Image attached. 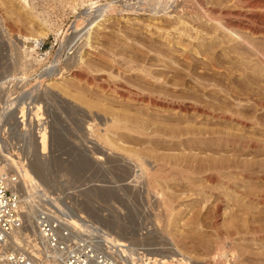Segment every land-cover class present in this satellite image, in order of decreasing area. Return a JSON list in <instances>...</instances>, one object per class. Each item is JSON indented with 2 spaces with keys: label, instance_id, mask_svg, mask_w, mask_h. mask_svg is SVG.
Returning <instances> with one entry per match:
<instances>
[{
  "label": "rangeland",
  "instance_id": "1",
  "mask_svg": "<svg viewBox=\"0 0 264 264\" xmlns=\"http://www.w3.org/2000/svg\"><path fill=\"white\" fill-rule=\"evenodd\" d=\"M86 1L34 0L35 20L19 8V0H0V79L23 71L18 38L46 40L48 57L39 64L62 72L45 80L51 131L43 137L47 154L33 153L34 175L50 192L73 195L83 220L129 243L148 264H264V129L259 124L264 105L231 97L232 84L241 83L227 72L232 68L263 80L264 65L222 53L220 33L203 27V10L192 2L154 20L148 8L122 7L138 0H98L124 11L109 13L89 41L86 33L79 40L63 37L84 24L78 14ZM219 1L202 0L205 7L226 8ZM202 54L216 59L220 74L205 65ZM76 58L80 61L73 64ZM216 89L230 95L228 100L208 93ZM141 94L157 98V106L138 102ZM195 107L201 112L194 113ZM118 116L144 122L149 134L110 130ZM237 117L246 122L244 128ZM98 134L107 135L115 148ZM126 152L141 154L143 166L167 168L168 176L150 189L143 167ZM163 200L172 207L169 213Z\"/></svg>",
  "mask_w": 264,
  "mask_h": 264
},
{
  "label": "built area",
  "instance_id": "2",
  "mask_svg": "<svg viewBox=\"0 0 264 264\" xmlns=\"http://www.w3.org/2000/svg\"><path fill=\"white\" fill-rule=\"evenodd\" d=\"M85 3L88 6L78 14L84 24L77 32L75 27L69 28L63 37L83 39L88 22L103 13L105 4L98 0ZM18 40L27 67L16 77L24 72L25 78L7 80L0 89V264H148L129 243L112 244L83 235L73 224V219L83 217L71 202V194L50 192V197H41L45 204L39 203L41 209L29 220L22 195L23 176L34 152L47 154L43 137L50 134L51 121L45 80L54 69L39 64L48 57L46 40ZM29 72L38 80L31 81ZM10 103L11 108L7 107Z\"/></svg>",
  "mask_w": 264,
  "mask_h": 264
},
{
  "label": "bare ground",
  "instance_id": "3",
  "mask_svg": "<svg viewBox=\"0 0 264 264\" xmlns=\"http://www.w3.org/2000/svg\"><path fill=\"white\" fill-rule=\"evenodd\" d=\"M18 1V0H17ZM29 0H19L18 4H19V8L25 12L26 14H28L29 16H31V18L33 19H37L38 15L35 14L34 12V7L32 6V2H28ZM225 2V7L222 9H219L218 7H215L214 4L213 5H208L207 7H205L204 3L202 2V0H138L136 1V5L134 6L133 4H129V5H124L122 6L123 8H129V9H133L136 10L135 8L139 9V10H147V8L150 10L151 14V18L154 20H157L155 18L161 17V16H168L170 9H175L177 11L180 10L181 7L186 6V4H188L189 2H192L191 4L199 10H203V17H205L203 19V17H201L203 20H206L205 22V26H203L204 28L207 27L208 29H211L212 27L216 29L217 32L220 33V38L221 39L219 41V46L221 52H227L228 54L230 53H234V54H239V55H243V56H247L249 58H252L257 60V62L261 63L262 65H264V0H220ZM219 1V2H220ZM207 2V1H206ZM209 3V2H208ZM206 4V3H205ZM218 4V3H217ZM222 4V3H221ZM207 5V4H206ZM231 5H235L238 6L237 8H245L246 11L245 12H234L231 11L230 9L233 7ZM92 8V6H91ZM120 6H116L110 3H107L103 6V13L99 14L98 17L92 19L90 22H88V26L89 28L86 30V39L87 41H89L92 38V34L94 32V30L96 31L98 28H100L101 24H99L102 21H106V17L109 15V13L111 14L112 12L115 11H119V12H123V9H119ZM192 8V7H191ZM128 11V10H127ZM134 12V11H132ZM176 12V11H175ZM180 12V11H179ZM178 13V12H177ZM183 13V12H182ZM227 16L229 15V17L234 16L235 18H225V17H221V16ZM231 15V16H230ZM182 16V15H181ZM180 16V17H181ZM220 16V18H219ZM79 17H82V15H79ZM78 17V18H79ZM179 17V16H178ZM39 19V18H38ZM83 22H85L84 18ZM104 21V22H105ZM180 24H182V21H179ZM201 23V22H200ZM206 28V29H207ZM212 28V29H213ZM207 29V30H208ZM49 30V29H48ZM213 31V30H212ZM208 32V31H207ZM215 33V32H214ZM85 35V34H84ZM83 35V36H84ZM211 35V34H210ZM213 36V35H212ZM208 37V36H207ZM219 37V36H218ZM210 38V37H209ZM20 39V38H19ZM217 39V38H216ZM20 40H28L26 38L24 39H20ZM33 40V39H32ZM35 40H41V39H35ZM215 40V39H214ZM199 42V41H198ZM177 46L186 49L187 48L184 46V44L178 42ZM197 46V45H196ZM208 48V47H207ZM19 49V57L21 59L22 62V69L26 70L27 64L24 61V55L21 52V49ZM218 49V48H217ZM185 51V50H184ZM189 51V50H188ZM193 53H199L198 49H193L192 50ZM216 51V50H215ZM220 52V51H219ZM203 53V52H202ZM211 54V53H210ZM189 56V55H188ZM202 56L204 57L205 60L204 63L205 65L210 66L211 71L214 70L219 73L220 69L218 67H216L217 65L215 64L216 59L214 57L202 54ZM234 56V55H233ZM236 56V55H235ZM225 57V56H224ZM232 57V56H231ZM242 57V56H241ZM59 58V57H58ZM183 58H185L186 60H188L187 56H183ZM192 59V58H191ZM254 60V61H255ZM75 62H73V64H78L80 60H78V58L74 59ZM228 61V60H227ZM251 61V60H250ZM56 61H54L55 63ZM59 63V62H57ZM55 64L54 67H57L58 64ZM199 64V63H198ZM185 65V64H184ZM187 65V64H186ZM183 66V65H182ZM189 66V65H188ZM208 66H206L208 68ZM263 67V66H262ZM209 68V69H210ZM223 68V67H222ZM234 68V67H233ZM240 68V67H239ZM238 68V69H239ZM208 69V70H209ZM227 70V69H226ZM61 70H58V73H53L50 78L52 76H54L55 74H59L62 75L61 73H59ZM63 71V70H62ZM210 71V70H209ZM225 71V70H224ZM192 72V71H191ZM208 72V71H207ZM216 72V73H217ZM226 72V71H225ZM229 75H233L238 77L239 80V84L240 86L242 85V88H240V86H236V84L232 87H230V92L229 94H231V97L233 98H242L246 99L247 101H251L255 104L261 105V107H263L264 105V79H260L257 78L255 79L254 77L251 76H244L240 71L238 70H233L231 68L230 70H227ZM22 76H19V78L16 77V74L11 75V77H9V75H6L4 80L2 81V79H0V89L3 88V86L5 85L7 80H15V79H21L23 80V78H25L24 76V72L22 73ZM194 74V73H193ZM225 74V73H224ZM144 75V74H143ZM197 75V74H196ZM223 76V74H221ZM175 76V75H174ZM199 76V75H198ZM214 76V75H212ZM14 77V78H12ZM144 77V76H143ZM173 77V76H172ZM209 77V76H208ZM228 77V76H227ZM226 77V78H227ZM230 77V76H229ZM261 77V76H260ZM49 78V79H50ZM60 78V77H59ZM53 79V78H52ZM141 79V78H140ZM144 79V78H143ZM146 79V78H145ZM51 80V79H50ZM148 80V79H147ZM224 80V79H223ZM228 82V78L226 79ZM234 80V79H233ZM230 82V79H229ZM237 82V81H236ZM51 83V82H50ZM201 83V82H200ZM232 83V82H231ZM230 83V84H231ZM205 84V83H204ZM227 84V83H226ZM49 85V84H48ZM210 87V86H209ZM227 87V86H225ZM205 89H208L207 87H204ZM228 88V87H227ZM240 88V89H239ZM200 89V88H197ZM196 89V90H197ZM202 89V88H201ZM211 89V88H210ZM209 89V90H210ZM125 90V89H124ZM195 90V91H196ZM204 90V89H202ZM215 90V89H213ZM217 90V89H216ZM201 91V90H200ZM218 91V90H217ZM229 91V90H228ZM152 92V91H151ZM203 92V91H202ZM208 92V91H207ZM1 93V92H0ZM125 93V92H124ZM145 93V92H144ZM208 93H213L215 94L214 96H216V98H221L222 101L225 99L228 100V96L230 95H224L221 92H214V91H209ZM225 93V92H224ZM227 93V92H226ZM155 94V93H154ZM7 95V94H5ZM127 95V94H125ZM140 95V94H138ZM150 95V94H149ZM198 95V94H197ZM211 95V94H209ZM124 96V95H123ZM137 96V95H136ZM6 97V96H5ZM138 97V96H137ZM140 97V96H139ZM189 97V96H188ZM230 97V98H231ZM130 98V97H129ZM134 98V97H133ZM136 98V97H135ZM155 98V97H154ZM186 98V97H185ZM229 98V99H230ZM166 99V98H165ZM178 99V97L176 98ZM137 100V99H136ZM143 101V103L147 100L149 102L150 106H157L158 102L157 98L156 100L153 98H150L146 95H142L141 97L138 98V102ZM167 100V99H166ZM200 100V99H199ZM2 101H0L1 104ZM147 102V104H148ZM224 102V101H223ZM163 103V102H162ZM197 103V102H196ZM139 104V103H138ZM219 104V103H218ZM160 105V104H159ZM176 105V104H174ZM189 105V104H188ZM254 105V104H253ZM190 106V105H189ZM193 106V105H192ZM201 106V105H200ZM7 107L11 108V103L7 104ZM162 108V107H161ZM188 108V107H187ZM220 108V107H219ZM185 110V109H184ZM187 110V109H186ZM215 110V109H214ZM221 110V109H220ZM176 111V110H175ZM194 113H199L201 112L199 109H197L195 107L194 109ZM213 111V110H212ZM111 112L113 113V111L111 110ZM237 112V111H236ZM109 113V112H108ZM220 113V112H219ZM224 113V112H223ZM118 114V113H117ZM202 114V113H200ZM218 114V113H217ZM232 114V113H231ZM236 114V113H235ZM239 114V113H238ZM109 115V114H108ZM122 115V114H121ZM237 115V114H236ZM235 115V116H236ZM246 115V114H245ZM93 116V115H92ZM113 116V115H112ZM111 116V117H112ZM120 116V115H119ZM113 117L110 121V125L108 126V128L111 130H118L119 133L120 131H127L128 133H135L137 135H141V136H145L148 135L149 132L147 133V128H149V126L146 128L145 126H147L144 122H138L139 124H137L135 121V123L131 120H126V119H121L120 117ZM233 116V115H232ZM239 116V115H238ZM243 116V115H242ZM215 117V116H214ZM218 117V116H217ZM222 117L221 119L223 120V115L220 116ZM234 117V116H233ZM232 117V118H233ZM261 117V116H260ZM109 118V117H108ZM132 118V117H131ZM229 119L230 117L227 116L225 117V119ZM246 118V117H245ZM130 119V118H129ZM242 119V118H241ZM256 119V118H255ZM233 120V119H232ZM236 120V124H238L240 127H243L244 125L246 126V122L243 120H240L237 118H235ZM252 120V119H251ZM259 120V119H257ZM264 120V119H263ZM97 121V120H96ZM140 121V120H139ZM231 121V120H230ZM250 122V121H249ZM259 122V121H258ZM256 121V124L258 123ZM142 123V124H141ZM107 124V123H106ZM261 127L264 129V122L262 121ZM149 125V124H148ZM255 127V126H254ZM244 128V127H243ZM238 130V129H237ZM109 131V130H108ZM224 131V130H223ZM100 132V131H99ZM107 132V131H106ZM155 132V131H154ZM244 132V131H243ZM98 133V132H97ZM112 133V132H111ZM153 132H150V135ZM213 133V132H211ZM237 133V132H236ZM235 133V134H236ZM246 133V132H245ZM155 134H157L155 132ZM154 134V135H155ZM159 134V133H158ZM166 134V133H165ZM224 134V133H223ZM231 134V133H230ZM234 134V135H235ZM240 134V133H239ZM99 135V134H98ZM153 135V134H152ZM153 135V136H154ZM163 135V134H162ZM161 135V136H162ZM228 135V134H227ZM237 135V134H236ZM241 135V134H240ZM93 136V135H92ZM107 135H99L98 137L100 139L98 140H102L105 141L106 144L110 145V149H114L115 145L113 144V142L110 140H108V138L106 137ZM168 136V135H167ZM221 136V135H220ZM229 137V136H228ZM131 138V137H130ZM149 138V137H148ZM152 138V137H151ZM224 138V137H223ZM119 139V138H118ZM145 139V138H144ZM210 139V138H209ZM226 139V138H225ZM232 139V138H231ZM88 140V139H87ZM101 141V142H102ZM152 141V140H151ZM238 141V140H237ZM245 141V140H244ZM219 142V141H218ZM233 142V141H232ZM104 143V144H105ZM235 143V142H234ZM245 143V142H244ZM117 144V143H116ZM156 144V143H155ZM225 144V143H224ZM258 145V144H257ZM107 146V145H106ZM240 146V144H239ZM246 146V145H244ZM119 147V146H118ZM252 147V146H251ZM120 148V147H119ZM122 150V149H121ZM93 151V150H92ZM139 152V151H137ZM127 155L130 158H133L135 161H139L141 167H143L142 170V176L144 177V180L146 179L149 183V187L152 190H155V187L158 188L155 185V180H158L159 178H166L165 176L169 174V172L164 168V167H150L153 166L152 164L148 163V166H143L142 165V155L140 156L138 153L136 152H126ZM141 153V152H140ZM143 154V153H142ZM114 155V154H112ZM38 156V155H37ZM36 156V157H37ZM146 159H148L146 157ZM147 161V160H146ZM125 162V161H124ZM153 162V161H152ZM155 162V161H154ZM128 163V162H127ZM137 164V163H135ZM139 166V165H138ZM176 166V165H175ZM140 167V166H139ZM173 167V166H172ZM178 167V166H177ZM137 168V167H136ZM171 168V167H170ZM169 168V169H170ZM173 169V168H171ZM210 169V168H209ZM140 170V171H141ZM175 170V169H174ZM207 170V169H206ZM221 170V169H220ZM167 171V172H166ZM170 171V170H169ZM166 172V173H165ZM174 174V173H173ZM165 175V176H164ZM170 176V175H169ZM142 177V178H143ZM183 179V178H182ZM23 180H24V186L22 188V195H23V201H24V208L25 210L28 212V216H29V220H31V218H35V216L37 215V212L41 209V204L39 203H43V205L45 204V202L43 201V199H41V197H50L51 193L50 191L43 185L41 184V182L37 179V177L34 175L33 170L31 169V167L25 172L24 176H23ZM38 180V181H37ZM160 180V179H159ZM211 182H213V180H210ZM218 180H215V182ZM196 187V186H195ZM235 187V186H234ZM246 192V191H245ZM262 195V194H261ZM255 196V195H254ZM256 197V196H255ZM264 197V196H263ZM40 198V199H39ZM164 198V197H163ZM166 199V198H165ZM169 200V199H168ZM164 201V200H163ZM170 201V200H169ZM56 203V201H54ZM163 207L165 208L166 212L169 211L170 205L168 204V202L164 201L163 202ZM169 213V212H168ZM218 214V213H217ZM73 224H75V226H77L83 235H89V236H96L99 239H102L106 242L109 243H114V244H119L122 243L120 242V240L116 239L115 237L111 236L110 234V238L109 235L106 233V231L102 230L101 228H99L98 226H93L92 227V223H88L83 219H73ZM17 240L19 241V239L17 238ZM218 262V261H217Z\"/></svg>",
  "mask_w": 264,
  "mask_h": 264
}]
</instances>
